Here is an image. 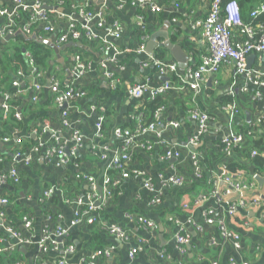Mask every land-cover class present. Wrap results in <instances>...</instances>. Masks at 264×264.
<instances>
[{
    "label": "crops",
    "instance_id": "1",
    "mask_svg": "<svg viewBox=\"0 0 264 264\" xmlns=\"http://www.w3.org/2000/svg\"><path fill=\"white\" fill-rule=\"evenodd\" d=\"M263 1L255 0L254 5L258 6ZM10 2L11 0H0L2 5ZM210 2L211 0H157L162 9L158 13L144 9L145 28L142 30L136 17L138 9L130 5L119 8L117 0H62L61 3L59 0H45V6L57 11L54 19L57 31L46 33L43 25L37 24L29 36L17 31L0 37L2 82L9 85V88H14L12 81L19 78V72L25 73V79L20 82V87L25 91L20 96L25 97V102L31 109L42 110L37 113L36 119H45L43 128L48 126L51 129L34 135L31 131L37 126H30L32 128L28 131L12 124L9 125L12 141L0 142V155L3 156L0 174L11 167H17L20 173L23 172L22 181L18 185L10 180L0 187V194L8 197L17 192L15 200L3 205L6 216L0 219V243L6 248L5 251L20 258L19 264H89L99 246L110 249V255L99 257L95 264H208L214 258L219 260V264H229L232 258L238 264H264V169L257 172L254 165L249 163L248 166L247 158L255 142L264 141V125L259 124L264 117V85L256 84L244 74H235L234 67L224 63L218 72L206 74L198 91L183 87L186 70L199 63L201 51L205 47V42L194 25L205 18ZM80 4L87 5L94 12L103 11L105 26L121 25V36L104 37V33L98 31L99 39L96 40L69 38L65 43L59 42L58 35L70 21L71 7ZM238 12L235 4L229 6L228 13L235 16ZM73 19L78 26L83 23L79 15ZM138 30L144 34L140 35ZM234 31L240 37L238 28ZM19 36L51 49L50 64L53 69H42L36 65L31 51L22 45ZM167 40L182 47L187 55L185 62L180 64L173 57L172 52L164 45ZM19 47H22L23 60H18L15 56ZM191 47L198 52L194 53L190 50ZM140 48L141 52L130 51ZM119 49L124 53L109 65V69L117 72L122 85L113 89L109 79L103 75L101 64ZM160 49L166 51V58L161 59L162 61L166 64L176 63V70L166 75L156 73L153 67L145 66L150 57ZM78 56L84 59L88 70L83 77H78L74 72ZM247 67L264 70V55L251 53L247 58ZM39 72L43 73V87L36 91L33 74ZM52 75L62 82L88 91L86 96L72 102L68 126L62 123V109L52 101L48 87ZM146 81L149 82L150 93L167 81H172L176 88L159 96L165 106L158 113V120L162 121L157 131L159 134L151 131L140 133L131 146L128 166L133 171H144L145 175L132 172L129 177L122 178L110 161L113 153L120 152L123 145V140L114 135V129L136 127L139 122L137 117L146 116L138 109L142 107L141 103L144 109L151 94L146 93L143 97L136 98L129 95L125 87ZM35 95L37 100H34ZM226 98L231 100V104L225 103ZM233 104L237 113L233 112ZM92 105H97L96 111L91 110ZM15 107L22 112V107ZM194 108L205 111L210 116V131L196 145L191 143L196 131V122L190 116V111ZM103 110L106 111L104 135L99 136L96 122L98 114ZM136 111L139 112L138 116H131ZM33 117L35 116L22 117L21 120L24 119L27 125ZM175 121L179 125L170 124ZM74 130L81 132L83 141L76 154V164L70 162L68 165L58 166L55 160L45 159L44 149L36 154L31 164H25L10 151L16 146L13 140L16 137L29 138L30 142H47L53 133L59 132V137L67 140ZM231 130L242 135L243 140L233 151L220 158L218 145ZM20 146L24 148V144ZM70 146L71 143L68 142L67 150ZM104 146L108 149L106 157L92 152L93 149H104ZM171 148L179 149L181 155L167 157L166 152ZM199 151L204 153L206 167L215 170L217 182L211 186L192 184L196 179L192 154ZM30 155L27 148L23 157ZM233 161H242L247 166V169L241 170V180L252 183L249 187L235 189L225 181L227 172L223 165ZM84 173L95 176L100 185L105 173H109L114 180H120L114 198L108 201L105 208L108 215L103 217L102 214L100 221L108 226L116 224L126 230L130 234L128 240L109 231L108 226L102 228L99 223L100 228L96 227L99 238H92L87 224L73 223L75 199L84 197L91 190L88 180L77 178L78 174ZM172 175L184 177L185 183L165 188L161 196L162 202L152 204L155 191H160L162 181ZM146 176L151 180L150 188L145 186ZM50 187L57 189L45 198L44 192ZM16 210L21 212L17 213ZM207 210H212L215 217L225 221L228 229L240 235L239 248L234 246L232 240L221 236L218 223H207L204 217ZM24 216L31 219L28 229L24 226ZM140 216L151 220L156 227H142L139 223ZM56 220L68 230V241L74 247L73 252L67 253L62 248L55 250L50 244L47 248L40 246L44 227ZM182 228L190 236L184 252L178 249L174 238ZM132 248H136L137 252L132 254Z\"/></svg>",
    "mask_w": 264,
    "mask_h": 264
},
{
    "label": "built area",
    "instance_id": "2",
    "mask_svg": "<svg viewBox=\"0 0 264 264\" xmlns=\"http://www.w3.org/2000/svg\"><path fill=\"white\" fill-rule=\"evenodd\" d=\"M118 7L124 8L127 5L140 9L141 13L137 14L138 24L143 30L145 27L143 25V12L144 9H150L152 13H158L162 7L157 3V0H117ZM62 0H59L61 3ZM222 0H211L209 10L201 21H197L194 25V28L201 34L203 41L205 42V53L200 55V61L196 66H191L186 70L184 77L183 87H189L198 91L200 89L201 83L205 80L206 74H213L219 71L220 67L224 63H229L234 67L235 74L240 75L244 74L249 79L254 80L258 85H264V70L258 69H248L247 67V58L251 53H258L259 55H264V25H258L257 28L252 26L250 22H244L241 19L233 16L231 14L223 15ZM71 12L69 15V23L66 28L58 35V41L61 43L67 42L70 39H81L86 38L88 40L99 39L98 31L104 33V37H120L123 32L121 25H115L113 27L105 26L104 21V12L98 11L94 12L87 7V5H73L71 7ZM264 13V2L260 5L255 6L251 11V17L256 18L259 15ZM24 14V15H23ZM57 11L55 8H46L45 0H11L10 4L2 5L0 4V17H2V22L0 23V37L6 35H12L18 32H22L24 35L29 36L32 33L33 27L35 25H43V29L46 33H54L57 31V25L55 18ZM79 15L82 18L81 26L77 25V22L73 19L74 16ZM21 23V24H19ZM238 28L240 31V37L235 35L234 29ZM257 31L261 34L257 36ZM135 52H141L142 48L138 50H130ZM124 51L120 50L114 52L111 58H107L102 61L101 68L103 70V75L105 78L109 79L110 85L113 89H118L122 85V79L120 76L116 75L115 71L109 69V65L117 60L116 58L123 54ZM82 57H77V63L74 68V72L77 73V76L80 77L84 75L88 70L84 62L81 61ZM146 67H153L157 69L158 73L161 75H166L171 73V71L176 70V63L166 64L161 59L156 58L154 55L150 57V60L145 63ZM1 71V68H0ZM43 73H35L33 77L35 78L34 87L36 91H39L43 87L42 83ZM25 79V74L19 72V78L12 81V86L15 87L18 94L23 93L25 90L20 87V82ZM2 79L0 77V108L3 111L4 117H6L10 112L15 111L13 109L15 106L11 104L12 94L6 89L2 84ZM50 91L54 95V103L62 109V123L64 126L70 125L69 112L72 108V102L78 98L84 97L87 95L88 91L80 86H75L74 84L62 82L57 76L52 75L49 79L48 85ZM126 90L129 95L136 98L143 97L144 94L150 93L149 82H141L139 84H128L125 85ZM176 86L172 81H167L161 87L157 88L151 94V98L155 99L159 95H163L169 90L175 89ZM34 100H37L35 95ZM234 105V104H233ZM231 105V106H233ZM235 110L233 112L237 113L236 106L234 105ZM92 111L97 110V105L91 106ZM160 111V110H159ZM156 113V121L149 124L147 127L139 125L136 130L130 128L117 127L114 129V135L123 140L122 150L120 152L116 151L113 153L111 158V165L119 172V175L122 178H127L131 175L132 172L144 174L142 170H130L128 166V161L131 159V146L134 145L135 139L138 134L151 131L157 132L158 127L162 124L158 120V113ZM16 116L18 119L23 117L22 112L16 109ZM136 115H133V117ZM138 116V115H137ZM136 116V117H137ZM190 116L196 122V131L191 138L192 144H197L201 137L207 134L210 131V116L207 112L192 109L190 111ZM139 121L141 120V117ZM105 116L103 113L98 114L96 127L98 135L101 136L103 132V123ZM173 126L179 125L178 122H171ZM50 129L48 126L44 128ZM51 130V129H50ZM32 134L38 133L37 128H33L31 131ZM157 134H159L157 132ZM12 137H3L0 138V142H10ZM16 144H23L24 140L21 137H16L13 139ZM227 141L230 145L231 143L239 144L243 140V136L232 131L228 134L227 137L223 139ZM68 142L71 143L70 149L67 150ZM82 136L79 130H74L73 133L67 140H62L59 137V132H55L52 135L50 142H40L38 147H30L29 150L31 155L29 157H23V154L20 152L10 150L16 158H19L25 164H30L33 159L34 154H39V147L44 149L45 159L51 161L55 160L58 166H65L71 162V158L75 157L79 147L82 145ZM149 146V144L147 145ZM229 147L227 152L230 153ZM104 154L103 157L107 156L108 149L104 146V149H101ZM257 152L253 151L252 155H256ZM4 155V154H3ZM180 150L176 148L168 149L166 152L167 157L171 156H180ZM3 159L2 154L0 155V161ZM192 160L194 165V176L201 177L202 169L200 164V158L198 153L192 154ZM80 180H88L90 182L91 190L84 196L78 197L76 201V210L74 212V221L73 223H83L86 220L89 224L99 223L102 228H107V223H102L100 221L101 214L104 209L108 206V201L114 198V191L118 187L120 180H114V178L109 174L105 173L102 178V192L99 193L97 190V178L90 174H78L77 176ZM12 181L14 184H19L22 181V175L17 169V167H11L8 171L0 174V187L3 184L9 183ZM225 181L229 182L232 188L235 189H244L249 187L252 183H245L243 180L234 181L230 176L226 175ZM217 182V181H216ZM162 189L160 191H155L154 196L151 199L152 204H160L162 202L161 196L165 188L171 185L182 186L185 183V178L179 175H172L171 177L166 178L162 181ZM151 180L146 176L145 186L151 187ZM56 187L46 190L44 192V197L52 195L56 191ZM97 189V190H96ZM217 194V191L215 192ZM10 201L8 197L0 194V219H4L5 212L2 210L1 206L9 204ZM204 217L207 223H218V227L221 232V236L224 239L232 240V243L236 248L240 246V235L227 228L225 221L219 219L213 215L212 210H207L204 212ZM52 219V217H51ZM139 223L145 229H153L156 225L145 216L139 217ZM25 228H30L31 219L28 216L23 218ZM44 227L43 235L40 240V246L47 248L50 244L53 249H65V252H73L74 247L71 244H68L66 241V235L68 230L60 225L58 222L55 226ZM108 230L117 234L121 239L128 240L130 234L123 228L117 226L116 224H111L108 226ZM17 235V233H15ZM175 240L178 243V249L181 252H184L185 245L190 241L189 234L185 231L184 228L181 229L174 236ZM111 249H113L111 247ZM6 248L0 243V253L5 251ZM132 254L136 253V248H132ZM131 254V255H132ZM110 255V249L97 248L91 257L89 264H95L98 261V258L101 256ZM15 264H19L18 262ZM39 264V263H35ZM208 264H219V260L214 258L210 260ZM229 264H238L233 258Z\"/></svg>",
    "mask_w": 264,
    "mask_h": 264
},
{
    "label": "trees",
    "instance_id": "3",
    "mask_svg": "<svg viewBox=\"0 0 264 264\" xmlns=\"http://www.w3.org/2000/svg\"><path fill=\"white\" fill-rule=\"evenodd\" d=\"M255 0H222V8H223V15H229L230 13H228V8L230 5L235 4L237 6V8L239 9V12L236 13V17L241 19L244 22H250L252 26H254L255 28L258 27V25H264V13L262 15H259L256 18L251 17V11L252 9L255 7L254 5ZM264 2V1H263ZM262 3V2H261ZM137 14H140L141 11L140 9H138ZM143 14V13H142ZM24 15V14H23ZM140 35H143L144 33H142L143 31H140ZM261 33L259 31H257V36H259ZM20 39L22 43V45H24V47L28 48L31 51V55L33 57V62L40 66L42 69H50L53 66H51L50 61H51V56H52V50L49 49L48 47H45L43 45H40L38 43L32 42V41H26L24 38H21V36L18 37ZM185 44V43H184ZM187 44H189V42H187ZM186 45V44H185ZM133 50V49H132ZM137 50V49H135ZM192 51H194V53H197L198 50L196 51L193 47H191ZM205 47L203 48V50L201 51V54L205 53ZM15 56L17 57L18 60H23L22 59V47L17 48L16 52H15ZM156 58L158 59H165L166 58V51L163 49L158 50L157 52H155L154 55ZM200 60V59H199ZM155 72L158 73L157 69H155ZM116 75L117 72H115ZM25 74V73H24ZM119 76V75H118ZM4 85V89L8 90L10 92V94H12V98H11V104L13 106H20L23 109L22 110V114L23 117L26 118L28 116H35L33 117L32 121L28 122L27 125H25L26 123L24 122V119H18L16 116V107H14L13 109H15V111L10 112L6 117H4L3 115V111L0 110V138L3 137H11L10 135V131H9V125H16L18 127H24V129H28V131H30V129L33 126H37L34 128L38 129V133H41L44 131L43 128V122H45V119L39 120V117L36 119L37 113L41 112L42 110L40 109H31V107L29 106V104H27L25 102V97L20 96L21 94H18L16 92V88H9V85H5L4 83H2ZM51 93V97H52V101H54V95L52 92ZM160 96V95H159ZM159 96L156 97L155 99L149 98L146 100V103L144 105V109H143V103H141L140 105H142V107L140 109H138V111H142L146 114V116H140L141 120L138 122V125L135 127H131L130 129L132 130H136L139 125H143V127H147L149 124L153 123L156 121V113L159 110H162V108H164V104H162V101L159 100ZM231 101L229 98H226L225 103ZM231 104L230 102L227 103V105ZM1 109V108H0ZM138 111H136V113H131V116L136 115L137 113H139ZM103 115L105 116L106 111H102ZM41 114V113H40ZM148 116V117H147ZM161 121V120H159ZM162 122V121H161ZM34 123V124H32ZM261 125H264V117L261 119L260 123ZM32 126V127H30ZM104 127V124H103ZM124 128H127L124 127ZM254 129V128H253ZM44 133V132H43ZM42 134V133H41ZM204 136V135H203ZM27 139V140H25ZM29 138H23V140L25 141L24 144V148L21 147L20 145L22 144H16L14 151L20 152L21 154H23V152L25 150H27V148L30 147H38L40 142H30L28 141ZM52 139V138H51ZM51 139L47 142H50ZM123 144V141H122ZM240 144V143H239ZM239 144H235V143H231L230 145L227 143V141L222 140V142H220V144L218 145V156H220V158H224L225 155L228 154L227 152V148L229 147V151H233L234 148H236L237 146H239ZM43 147H39V152H41V149ZM251 149V153L247 156L248 158V166L249 163L255 166V169L257 172H262V170L264 169V141L263 140H257L255 142V144L250 148ZM256 151L257 154L256 155H252V152ZM93 153L99 154V155H103L104 152L99 149L98 151H96L95 149L92 150ZM199 158L201 159L199 162L201 164V169H202V176L201 177H195L196 179L192 181V184L194 185H203L205 187L207 186H211L214 183H216L217 181V177L214 174V171L212 168H207L206 165L204 164V153L199 151ZM36 156V154H34V157ZM32 159V160H33ZM31 160V161H32ZM78 163V158L75 156L73 158H71V164H76ZM31 164V163H30ZM210 166V165H209ZM223 168L226 170L228 176H230L234 181H239L241 180V176H242V171L241 170H245L247 169V166L242 162V161H233V162H229L227 164L223 165ZM23 174V172L21 171V175ZM117 189L114 191V194L116 193ZM14 196H6L8 197L9 201H13L16 198L17 192H15L13 194ZM2 210L4 209L3 206H1ZM17 213L21 212L19 210H16ZM103 217H107L108 212L107 210L104 209V211L102 212ZM101 214L100 218H103ZM57 219V218H56ZM85 224H87V230L91 233L92 238H99L97 236L99 230H96V227L99 226L97 223L94 224H89L86 220H84ZM57 224V220L53 222V224L49 225L48 227H52L55 226ZM100 228V226H99ZM66 239L68 244H70V242L68 241V236L66 235ZM49 246V245H48ZM47 246V247H48ZM102 246H99L98 248H101ZM12 252L10 251H3L0 253V264H15V263H19L21 261L20 258L14 256L13 254H11ZM18 258V259H17Z\"/></svg>",
    "mask_w": 264,
    "mask_h": 264
},
{
    "label": "water",
    "instance_id": "4",
    "mask_svg": "<svg viewBox=\"0 0 264 264\" xmlns=\"http://www.w3.org/2000/svg\"><path fill=\"white\" fill-rule=\"evenodd\" d=\"M46 8H50L48 6H45ZM154 38V37H153ZM8 39V37H7ZM164 45L172 52L173 57L181 64L186 61L187 55L183 51L182 47L180 45L172 43L170 40H167ZM151 50V48H149ZM100 193L102 192V187L100 184L97 186Z\"/></svg>",
    "mask_w": 264,
    "mask_h": 264
},
{
    "label": "rangeland",
    "instance_id": "5",
    "mask_svg": "<svg viewBox=\"0 0 264 264\" xmlns=\"http://www.w3.org/2000/svg\"><path fill=\"white\" fill-rule=\"evenodd\" d=\"M99 110H102V109H99ZM103 131H104V127H103ZM104 135V132H102V135L101 136H103ZM96 151H98V149H95ZM84 174H86V173H84Z\"/></svg>",
    "mask_w": 264,
    "mask_h": 264
},
{
    "label": "bare ground",
    "instance_id": "6",
    "mask_svg": "<svg viewBox=\"0 0 264 264\" xmlns=\"http://www.w3.org/2000/svg\"><path fill=\"white\" fill-rule=\"evenodd\" d=\"M82 62H84V59L81 60ZM116 62V61H115ZM75 65V64H74ZM76 66V65H75ZM75 68V67H74ZM85 75V74H84ZM84 75L80 76V77H83Z\"/></svg>",
    "mask_w": 264,
    "mask_h": 264
}]
</instances>
